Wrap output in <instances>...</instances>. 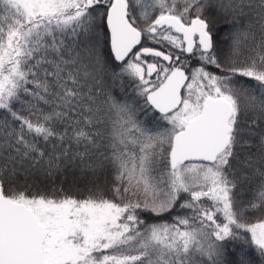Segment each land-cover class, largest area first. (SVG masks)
<instances>
[{
	"label": "snow or ice",
	"instance_id": "6c2138e0",
	"mask_svg": "<svg viewBox=\"0 0 264 264\" xmlns=\"http://www.w3.org/2000/svg\"><path fill=\"white\" fill-rule=\"evenodd\" d=\"M244 245L264 264V0H0V264Z\"/></svg>",
	"mask_w": 264,
	"mask_h": 264
},
{
	"label": "trees",
	"instance_id": "16d2710c",
	"mask_svg": "<svg viewBox=\"0 0 264 264\" xmlns=\"http://www.w3.org/2000/svg\"><path fill=\"white\" fill-rule=\"evenodd\" d=\"M236 79L247 80V78H244V77H236ZM127 93L129 96L134 95V93H132L131 88L127 89ZM118 95H119V93H118ZM64 187H65V191L70 195H79L82 192V189H77V187L72 185L71 182H69V184L65 185ZM34 193H35V190L33 189L32 192H30L29 194L31 195ZM255 219H256L255 217H252L253 222H255ZM241 243L242 242H239V241L234 242L236 250H238L240 248ZM244 247L246 249H248L247 245H244ZM248 250H249L250 256L253 259V264H259V258L256 256L255 250L254 249H248Z\"/></svg>",
	"mask_w": 264,
	"mask_h": 264
}]
</instances>
